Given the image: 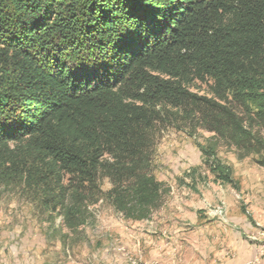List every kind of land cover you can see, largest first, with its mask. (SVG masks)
Masks as SVG:
<instances>
[{
    "label": "trees",
    "instance_id": "1",
    "mask_svg": "<svg viewBox=\"0 0 264 264\" xmlns=\"http://www.w3.org/2000/svg\"><path fill=\"white\" fill-rule=\"evenodd\" d=\"M173 111L264 168V0H0V179L69 230L98 195L134 221L161 207L151 159Z\"/></svg>",
    "mask_w": 264,
    "mask_h": 264
},
{
    "label": "rangeland",
    "instance_id": "2",
    "mask_svg": "<svg viewBox=\"0 0 264 264\" xmlns=\"http://www.w3.org/2000/svg\"><path fill=\"white\" fill-rule=\"evenodd\" d=\"M210 85L192 91L211 97ZM172 114L155 131L151 159L167 193L146 220L126 219L98 195L85 223L69 230L35 193L0 179V264H264L262 156L244 157ZM255 127L264 141V126ZM201 148L215 150L210 161L231 167L236 185L215 180ZM99 187L112 186L104 179Z\"/></svg>",
    "mask_w": 264,
    "mask_h": 264
}]
</instances>
